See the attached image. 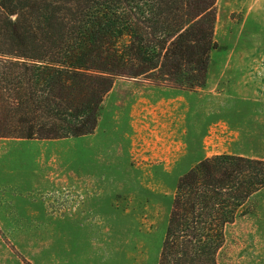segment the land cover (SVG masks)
<instances>
[{
  "label": "trees",
  "instance_id": "1",
  "mask_svg": "<svg viewBox=\"0 0 264 264\" xmlns=\"http://www.w3.org/2000/svg\"><path fill=\"white\" fill-rule=\"evenodd\" d=\"M216 0H0V137L93 133L116 78L203 87ZM264 159L214 154L177 179L157 264H219Z\"/></svg>",
  "mask_w": 264,
  "mask_h": 264
},
{
  "label": "rangeland",
  "instance_id": "2",
  "mask_svg": "<svg viewBox=\"0 0 264 264\" xmlns=\"http://www.w3.org/2000/svg\"><path fill=\"white\" fill-rule=\"evenodd\" d=\"M214 29L215 40L225 48L212 50L210 63H264V0H216ZM101 108L105 110L100 109V132L105 133L110 114L104 104ZM109 134L112 140L113 132ZM86 140L90 136L0 137L3 264H157L175 185L183 171L169 173L170 165L163 161L128 158L114 151L108 178L96 182L87 177L90 151L84 146L76 149ZM62 187L108 190V195L89 202L96 205L94 224L28 227L33 219L41 221L49 206L64 204L55 201L60 200L55 194ZM216 260L264 264V189L252 195L245 211L225 227Z\"/></svg>",
  "mask_w": 264,
  "mask_h": 264
},
{
  "label": "crops",
  "instance_id": "3",
  "mask_svg": "<svg viewBox=\"0 0 264 264\" xmlns=\"http://www.w3.org/2000/svg\"><path fill=\"white\" fill-rule=\"evenodd\" d=\"M105 98L107 131L100 132L101 108L94 132L81 136L90 141L76 147L90 151L88 179L108 178L114 151L128 158H155L170 165L169 173L181 168L182 174L214 154L264 159V63H210L204 86L196 89L116 79ZM108 194L96 187L59 188L55 201L64 204L49 206L41 221L33 219L28 227L92 226L96 205L89 202Z\"/></svg>",
  "mask_w": 264,
  "mask_h": 264
}]
</instances>
